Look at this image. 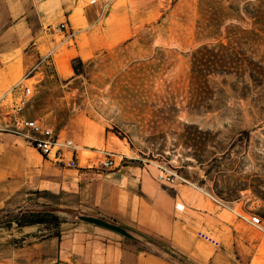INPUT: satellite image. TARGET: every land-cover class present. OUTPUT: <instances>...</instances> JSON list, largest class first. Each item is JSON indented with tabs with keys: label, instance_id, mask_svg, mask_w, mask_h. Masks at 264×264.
I'll return each instance as SVG.
<instances>
[{
	"label": "rangeland",
	"instance_id": "rangeland-1",
	"mask_svg": "<svg viewBox=\"0 0 264 264\" xmlns=\"http://www.w3.org/2000/svg\"><path fill=\"white\" fill-rule=\"evenodd\" d=\"M92 5L91 12L72 17L80 18V59L72 63L73 76L43 90L32 110L45 105V119L58 125L79 107L102 115L106 128L134 155L175 168L188 181L184 174L205 176L191 144L197 130H208L231 150L232 169L220 167V185L236 188L237 198L229 203L264 219V200L252 191L264 192V77L236 66L209 72L198 67L199 60L232 49L237 58L264 65V31L254 18L264 12V0H97ZM85 15L91 22L82 23ZM217 43L228 50L214 49ZM126 156L116 157L117 163L130 161L131 154ZM22 213L47 215L45 224L31 225L38 240L59 234L62 223L80 221V215L118 224L80 211L68 194L31 190L0 208V230L14 227L6 225Z\"/></svg>",
	"mask_w": 264,
	"mask_h": 264
},
{
	"label": "crops",
	"instance_id": "crops-1",
	"mask_svg": "<svg viewBox=\"0 0 264 264\" xmlns=\"http://www.w3.org/2000/svg\"><path fill=\"white\" fill-rule=\"evenodd\" d=\"M92 7L88 0H0V121L10 120L5 112L25 92L22 116L49 126L57 141L53 151L60 147L63 161L76 165L55 162L19 134L2 133L0 208L31 190L68 194L80 211L115 221L132 238L81 220L62 223L59 236L43 240L35 237L36 227L14 226L0 230V264H264V234L238 214L240 203L223 207L191 180L164 189L157 167L134 155L102 115L79 107L58 125L45 119V105L32 110L43 90L73 76L80 18L72 17ZM63 22L67 36L54 29ZM106 152L130 153L131 160L105 169L99 162Z\"/></svg>",
	"mask_w": 264,
	"mask_h": 264
},
{
	"label": "trees",
	"instance_id": "trees-1",
	"mask_svg": "<svg viewBox=\"0 0 264 264\" xmlns=\"http://www.w3.org/2000/svg\"><path fill=\"white\" fill-rule=\"evenodd\" d=\"M254 18L256 19V23L259 24L264 31V12H258ZM214 49H225L228 50L227 45H223L222 43H217L214 46ZM200 49H206L203 46ZM198 49L197 51H200ZM213 49V48H212ZM236 66L239 68H245L247 71H253L260 78L264 77V65H262L259 60L254 61L250 57L245 58H237V52L235 50H231V53L222 54L221 56H209L208 60L205 61L199 60L198 67L204 68L207 72L215 71L227 67ZM193 128H197V126H193ZM196 141L191 144L192 148L196 150L198 153L193 154V159L195 161V165L199 166L204 170V178L191 177L184 174V176L196 183L200 187H206L210 189L218 198L223 201L230 202L236 199L237 197H233L235 190L223 188L220 185L221 177L224 173H222L220 167L224 166L226 169H232L233 162H231L230 154L231 150L228 147H221L219 143L215 142L211 137V132L208 130H197L196 132ZM211 146L215 151L209 155L207 154L206 148ZM188 164V163H185ZM240 188V187H239ZM248 187L245 185L240 189H247ZM253 193L258 197L264 200V192L258 191L256 189L252 190ZM233 193V194H232ZM47 215H40L34 213H22L19 216H15L13 220L9 221L6 227H11L13 224L16 227H24L31 226L36 224H45L47 222ZM3 226V223H0V227ZM59 236V234L55 235ZM132 238V237H130ZM148 240L152 241L151 238L147 237ZM160 247H162L167 252L172 253V249L168 248L166 245L156 242Z\"/></svg>",
	"mask_w": 264,
	"mask_h": 264
},
{
	"label": "built area",
	"instance_id": "built-area-1",
	"mask_svg": "<svg viewBox=\"0 0 264 264\" xmlns=\"http://www.w3.org/2000/svg\"><path fill=\"white\" fill-rule=\"evenodd\" d=\"M97 0H90L89 4L96 3ZM54 29L60 33H64L67 36L68 33V25L66 23H60L59 25L55 26ZM50 57V54L43 56L36 65H40L41 62L45 61L47 58ZM20 83L18 84V87ZM28 103V97L25 92L19 95L18 100L9 107V110L5 113L10 116V120L7 122L0 121V135L2 133H12V134H19L24 137L25 142L36 150H38L43 155L51 158L57 163H64L67 167H75V161L71 160L68 162L63 161V153L59 148L54 149L57 145V141L54 137V133L52 129L47 126L46 124L39 122L35 119H27L22 116L23 110ZM2 105L0 104V116L2 113ZM116 155V156H115ZM118 155V156H117ZM116 157H119L120 160L123 158H127L126 155L123 154H115L112 152L104 153V158L99 162V166L105 169H111L119 165L116 161ZM168 169L164 165H157V174H156V181L164 188H171L177 182H188L182 175H179L175 170ZM195 185L194 183H191ZM206 194L217 204L227 207L230 210H233L230 204L222 199L218 198L213 193L206 192ZM242 217H246L249 222L256 227L262 234H264V219L257 214H245V213H238ZM247 215V216H246Z\"/></svg>",
	"mask_w": 264,
	"mask_h": 264
},
{
	"label": "water",
	"instance_id": "water-1",
	"mask_svg": "<svg viewBox=\"0 0 264 264\" xmlns=\"http://www.w3.org/2000/svg\"><path fill=\"white\" fill-rule=\"evenodd\" d=\"M79 220L88 222L94 225H98L100 227L106 228L108 230L114 231L124 237L130 238L132 235L121 225L111 223L105 219L96 218L92 216L80 215Z\"/></svg>",
	"mask_w": 264,
	"mask_h": 264
}]
</instances>
